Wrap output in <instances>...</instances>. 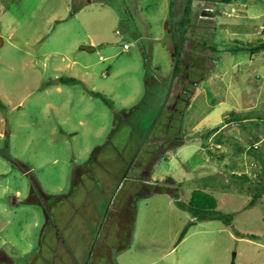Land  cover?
<instances>
[{
  "label": "rangeland",
  "instance_id": "1",
  "mask_svg": "<svg viewBox=\"0 0 264 264\" xmlns=\"http://www.w3.org/2000/svg\"><path fill=\"white\" fill-rule=\"evenodd\" d=\"M186 1L0 0V264H264V0Z\"/></svg>",
  "mask_w": 264,
  "mask_h": 264
},
{
  "label": "trees",
  "instance_id": "2",
  "mask_svg": "<svg viewBox=\"0 0 264 264\" xmlns=\"http://www.w3.org/2000/svg\"><path fill=\"white\" fill-rule=\"evenodd\" d=\"M198 1L205 0H187L186 6L184 9V18L181 20L183 25H188L191 22L193 16V5ZM221 2L231 3L232 0H221ZM184 32V31H183ZM249 51L252 53L264 52V40H262L259 44L254 46H249ZM180 53V46L177 44L173 53V56L177 58ZM71 81H74L72 78ZM232 116L236 120H246L254 117V114H238L233 113ZM174 203L176 206L182 210L188 211L192 214L194 221L191 222L182 232L180 236V240L183 239L185 234L187 233L189 227L196 222L199 221H207V220H221L224 223L231 224L233 222V214L224 213L219 209V201L218 199L210 192H207L203 189H195L192 192L190 199L185 202L182 201L179 197L178 191H173L171 193ZM258 196H254L250 201L249 206L255 205Z\"/></svg>",
  "mask_w": 264,
  "mask_h": 264
},
{
  "label": "crops",
  "instance_id": "3",
  "mask_svg": "<svg viewBox=\"0 0 264 264\" xmlns=\"http://www.w3.org/2000/svg\"><path fill=\"white\" fill-rule=\"evenodd\" d=\"M210 131V130H209ZM220 130L218 131H213L211 133H209V135L207 136L206 138V144H210V145H213L217 148H221L223 146L222 142H223V139L225 136H218L216 138V136L219 134ZM255 196H258V195H255ZM260 197V196H258Z\"/></svg>",
  "mask_w": 264,
  "mask_h": 264
},
{
  "label": "water",
  "instance_id": "4",
  "mask_svg": "<svg viewBox=\"0 0 264 264\" xmlns=\"http://www.w3.org/2000/svg\"><path fill=\"white\" fill-rule=\"evenodd\" d=\"M0 44H1V40H0ZM84 49H86V50H88V51H92V50H95L96 49V47H94V46H87V45H84V46H82Z\"/></svg>",
  "mask_w": 264,
  "mask_h": 264
},
{
  "label": "built area",
  "instance_id": "5",
  "mask_svg": "<svg viewBox=\"0 0 264 264\" xmlns=\"http://www.w3.org/2000/svg\"><path fill=\"white\" fill-rule=\"evenodd\" d=\"M233 10H234V9H233ZM124 48H125V49H129V48H130L129 44H127V43L124 44ZM101 58H102V57H101Z\"/></svg>",
  "mask_w": 264,
  "mask_h": 264
}]
</instances>
